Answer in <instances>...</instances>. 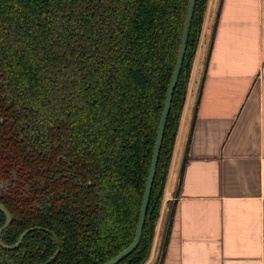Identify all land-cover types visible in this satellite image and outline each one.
<instances>
[{
	"label": "trees",
	"instance_id": "obj_1",
	"mask_svg": "<svg viewBox=\"0 0 264 264\" xmlns=\"http://www.w3.org/2000/svg\"><path fill=\"white\" fill-rule=\"evenodd\" d=\"M209 0H197L137 248L161 216ZM190 0H0V150L28 197L0 264H104L134 240ZM6 216L0 211V228Z\"/></svg>",
	"mask_w": 264,
	"mask_h": 264
},
{
	"label": "crops",
	"instance_id": "obj_2",
	"mask_svg": "<svg viewBox=\"0 0 264 264\" xmlns=\"http://www.w3.org/2000/svg\"><path fill=\"white\" fill-rule=\"evenodd\" d=\"M219 18L162 264H264V0H209L149 259L158 264Z\"/></svg>",
	"mask_w": 264,
	"mask_h": 264
},
{
	"label": "water",
	"instance_id": "obj_3",
	"mask_svg": "<svg viewBox=\"0 0 264 264\" xmlns=\"http://www.w3.org/2000/svg\"><path fill=\"white\" fill-rule=\"evenodd\" d=\"M196 1L197 0H190L188 14H187V18H186V22H185L182 38H181V44H180V50H179V54H178L177 63H176L175 70H174V73H173V76H172V79H171V82H170V85H169V89H168V92H167L164 109H163V112H162V115H161V119H160V123H159V128H158L157 137H156V143H155V148H154V151H153V156H152V160H151L149 176H148L147 183H146V188H145V192H144V196H143V201H142L139 221H138V225H137V229H136V234H135L134 240L127 248H125L117 256H115L114 258H112L109 261L105 262L104 264H117V263H119L123 258H125L129 254H131L137 248V246H138V244L140 242V239H141V236H142V232H143V227H144L146 216H147V210H148V205H149V201H150L152 186H153L155 175H156L157 164H158V160H159L160 149H161L162 142H163L165 126H166L167 118H168V115H169V112H170L174 90H175V87L177 85L178 78H179V75H180V72H181V69H182V64H183V60H184V56H185V52H186V47H187L188 35H189L192 19H193V16H194ZM219 11H220V8L218 9V12H217V16H216V20H215V24H214V28H213V33H212V36H211V42H210V47H209V52H208V59H207V62H206V68L204 70V74H203V77H202V80H201V84H200V88H199V94H198V97H197L196 109H195L194 118H193L191 130H190V137H189V140L187 142V148H186L185 156H184L183 163H182V166H181L179 182H178L177 189H176V192H175V198L173 200V204H172V207H171L170 216H169L167 229H166V235H165L163 248H162V252H161V256H160L158 264H162L163 261H164V257H165L167 246H168V242H169V237H170L171 230H172V225H173V220H174L175 213H176V207H177V202H178V197H179V192H180L183 172H184V168H185V164H186V160H187V156H188L189 143H190L191 136H192V133H193V127H194V122H195V118H196V114H197V109H198V105H199L201 94H202V90H203L204 80H205V76H206V72H207V66H208V62H209L208 60H209V56H210V53H211L213 40H214V36H215V30H216V26H217V22H218V18H219ZM24 195L27 196L26 194H24ZM0 211H2L5 214V216H6L5 224L0 228V243H1V245L3 247H5L7 249H15V248H17L21 244V242L23 241V239H24V237L26 236L27 233H29L32 230L38 229V227H33V228H30V229L24 231L20 235L18 241L15 244L7 245V244H5L2 241V233L12 223L13 216L9 212V210L6 208V206L4 204H2L1 202H0Z\"/></svg>",
	"mask_w": 264,
	"mask_h": 264
},
{
	"label": "flooded vegetation",
	"instance_id": "obj_4",
	"mask_svg": "<svg viewBox=\"0 0 264 264\" xmlns=\"http://www.w3.org/2000/svg\"><path fill=\"white\" fill-rule=\"evenodd\" d=\"M19 171L20 167L11 162L7 152L0 150V202L5 206V198L12 193L20 191L23 195H27L24 197H28L26 188L19 178Z\"/></svg>",
	"mask_w": 264,
	"mask_h": 264
}]
</instances>
